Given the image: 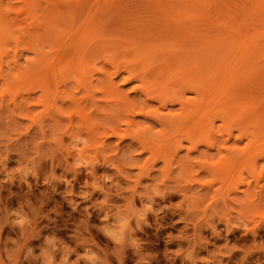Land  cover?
<instances>
[{"label":"rangeland","instance_id":"1","mask_svg":"<svg viewBox=\"0 0 264 264\" xmlns=\"http://www.w3.org/2000/svg\"><path fill=\"white\" fill-rule=\"evenodd\" d=\"M14 1L19 0L9 2L18 5ZM152 2L125 0L122 5L129 11L127 18L107 16L102 20H107L104 23L109 31L140 24L148 33L149 28L161 25L153 15ZM12 17V27L2 26L5 36L0 45V264H264V135L252 146L259 153L252 158L247 156L252 148L247 139L236 140V128L230 138L226 133L218 135L222 122L215 117L208 137L213 146L197 137L188 143L177 135L170 142L171 132L165 131L162 138L170 149L168 157L161 154V147V155L155 154L152 146L131 148L132 136L119 121L118 135L129 138L115 135L103 139V123L97 117L112 118L118 98L125 94L130 99L138 97L133 93L138 84L122 83V74L115 80L119 93H114L112 86L108 90V84L97 82L103 60L96 57L94 60H100H93L95 66L90 65L85 74L67 71L60 89L63 98H44V90L36 84L14 78V64L25 67L36 49L33 52L32 44L23 46L30 43L29 22ZM20 29L25 39L19 35ZM208 31L211 41L214 32ZM150 35L131 36L150 40ZM220 47L215 49V59ZM250 72L245 91L235 95L237 102L229 115L235 118L240 109L254 106L264 132V67ZM84 81L91 85L84 86ZM191 96L185 94V98ZM138 98L141 102L144 97ZM75 109H80L79 116ZM169 109L177 106L163 109L154 102L149 108L158 115ZM135 120L139 126H127L133 128L127 130L129 135L136 130L140 133L139 128H150L147 133L161 128H154L150 119ZM247 127L251 129V125ZM220 140L224 150L217 148ZM232 146L239 151L227 153ZM234 156L239 157L235 160ZM226 163L231 165L229 169L223 167Z\"/></svg>","mask_w":264,"mask_h":264},{"label":"bare ground","instance_id":"2","mask_svg":"<svg viewBox=\"0 0 264 264\" xmlns=\"http://www.w3.org/2000/svg\"><path fill=\"white\" fill-rule=\"evenodd\" d=\"M53 1L56 3L49 0H19L18 3L14 1L18 5H11L10 2L8 4L6 1V4L5 0H0V45L4 41L2 40L5 34L3 27L13 26L10 21L11 16L14 20L24 17L25 21L29 22L30 43L25 42L23 46L29 48L35 45L32 49L33 52L36 49V52L33 58L27 61L29 63L24 65L25 67L14 64L16 68L14 78H22L25 83L36 84V88L44 90L42 92H45L46 99L63 98L60 89L65 83L67 71H79V74H85L90 65L91 68L95 66L96 62L93 64L92 61L96 57L103 60V68L98 71V73L102 72L100 81L97 82L103 81L99 83L101 85L108 84V90L112 86L114 88L111 90L119 93L120 89L115 86V80L122 74L124 75L121 78L122 83H137L133 93L135 97L143 96V100L141 99L140 102V99L136 97L138 101H135L133 99L136 98L130 99L126 94L121 99L117 97V103L112 109L114 117L102 119L97 117L104 127V130L100 129L103 131H100L102 135L97 133L100 137L104 136L103 139H107L117 135L115 137L121 139L132 136L130 139L135 142L134 144L130 142L131 148L135 145H139L138 148L152 146L157 152H154L155 154L166 156L167 150L170 149L164 146L166 139L162 137L165 131L171 132L170 142L177 135L178 138L184 137L185 140L187 138L188 143L189 140H193V137L194 139L197 137L199 142L209 144L212 142L210 138L208 142V137L213 132L212 117H215L222 122L217 131L220 137L223 136L222 133H226V136L230 138L231 130L236 128L238 132L236 140L240 141V138L245 137L247 144L251 147L261 140L260 137L264 135V132L260 131V124L253 112L255 107L240 109L234 115L235 118L230 116L232 113L230 109L232 110V105L237 102L235 95H241L245 91L244 83L251 78L250 71L256 72L264 67V0H240L239 2L235 0H152L153 6L150 5L153 7L154 14H152L159 18L161 25L153 26L156 32L149 28L148 33L144 25L140 24L131 29L113 27L115 31L108 30L107 24L104 23L107 20L103 22L102 17L108 19L107 16H111L114 20L127 18L129 11L122 5L125 0H120L121 2H116L117 4L111 3V0ZM59 3L63 6L62 4V7L57 6ZM1 19L6 20L2 22ZM95 19H100L103 24L100 20L95 22ZM115 22L118 23V21ZM209 29L214 32V39L211 41H208L207 37ZM18 31L22 33V29ZM135 33L151 34V38L150 40L134 38L131 35ZM19 35L26 37L24 33ZM167 37H169L168 40H166ZM178 38L183 40L185 38V40L178 42ZM17 41L16 39V44ZM222 44L223 47H220ZM219 47L221 52L215 59V49ZM30 65H33L36 71L32 72ZM175 76L177 77L175 80L169 81ZM2 78L1 80L3 82L5 80L6 83L7 79ZM85 82H83L84 86L91 85ZM168 82L173 85L171 89ZM11 84L9 83L10 86ZM98 87L102 86L98 85ZM103 89H107L106 85H103ZM230 90L232 93L229 92ZM5 91L6 88L3 92ZM186 93L192 96L185 98ZM119 95L122 97V94ZM154 102L163 109H166V106L175 105L177 109H169L167 114L158 115L157 110H149ZM76 106L77 103L75 108ZM60 111L57 110L61 114ZM77 111L80 112V109H75V114L79 116ZM135 117H141L142 120L150 119L154 128H156L155 125L161 128L155 133L152 131L147 133L146 131L151 130L150 128H139L140 133L136 130V135H134L136 131L131 132L132 134L129 132V135L128 131L133 128L127 126L134 127L136 124L139 126V122H135ZM118 121L125 127L124 132L129 137L126 134L118 135L121 132L118 130ZM248 125H251V129L247 127ZM97 129L99 131V128ZM225 129H227L226 132ZM143 131L144 134H141ZM195 143L197 142L193 144ZM213 144V142L210 143L211 146ZM223 144L224 142L221 141L217 148ZM234 147L227 148V153H230V149L236 153L237 149ZM261 147L264 149V144ZM219 148L222 150L223 146ZM252 148L253 152L247 150L249 158L259 155L255 152V148L254 150ZM261 153H264V150ZM236 157L239 156L232 158ZM224 165L223 167L227 169L231 166L227 167V163Z\"/></svg>","mask_w":264,"mask_h":264}]
</instances>
